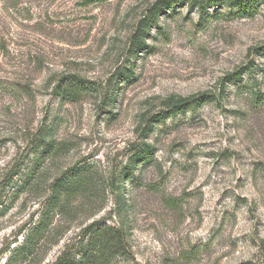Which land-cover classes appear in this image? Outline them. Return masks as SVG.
I'll return each instance as SVG.
<instances>
[{
  "label": "rangeland",
  "instance_id": "obj_1",
  "mask_svg": "<svg viewBox=\"0 0 264 264\" xmlns=\"http://www.w3.org/2000/svg\"><path fill=\"white\" fill-rule=\"evenodd\" d=\"M157 1L0 0V181L23 166L42 126L62 147L41 162L40 188L0 215V264L47 208L50 184L77 163L94 166L100 183L55 216L38 264L89 224H117L112 177L143 143L156 148L152 161L120 180L131 257L112 264H264V1L252 14L222 4L205 17L175 5L144 34ZM69 74L99 89L54 95ZM204 94L202 107L143 131L171 97Z\"/></svg>",
  "mask_w": 264,
  "mask_h": 264
},
{
  "label": "trees",
  "instance_id": "obj_2",
  "mask_svg": "<svg viewBox=\"0 0 264 264\" xmlns=\"http://www.w3.org/2000/svg\"><path fill=\"white\" fill-rule=\"evenodd\" d=\"M105 0H90V2H103ZM264 0H158L149 9L144 17L143 33L148 34L153 24L157 23L160 15L168 13L175 5L189 4L191 9H197L202 17L209 15L212 7L227 4L237 9L238 12L252 14ZM137 41L136 43H138ZM132 68L127 67L119 72L117 84L126 82L131 78ZM234 78L241 75V71L234 74ZM99 89L93 80L69 74L62 77L54 88L53 94L61 96L64 100H76L85 94L96 92ZM116 96V95H115ZM225 96V84L219 100ZM107 93L105 99H111ZM212 95L204 94L192 99L171 97L167 106L158 113L153 114L143 131L151 132L158 129L160 124L176 117L188 110H197L211 99ZM113 98V95H112ZM32 147L27 160L20 161L22 167H15L12 173L0 181V201L2 207L0 215L5 214L20 196L29 191H34L42 185L40 171L41 162L46 157H52L61 151L56 139L52 136L49 126L41 127L40 132L32 138ZM155 149L151 144L143 143L134 148L129 163L124 168L121 176H113L111 185L116 193V208L119 220L117 224H102L96 221L84 229L74 246H68L52 264H112L119 259L131 257L129 233L131 230L130 207L125 189L120 187V180L126 182L137 178L136 171L152 161ZM35 157L31 159V156ZM95 174L94 166L88 163H77L62 172L50 184L51 197L47 201V208L41 216L32 221L30 226H24L23 240L9 250L3 264H38L46 242L53 232L52 224L56 215L64 216L75 207V201L84 195V199L93 196L98 187L99 178ZM18 242V240H16Z\"/></svg>",
  "mask_w": 264,
  "mask_h": 264
}]
</instances>
